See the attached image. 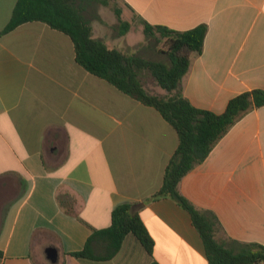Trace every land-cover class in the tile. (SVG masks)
Wrapping results in <instances>:
<instances>
[{
	"label": "crops",
	"instance_id": "1",
	"mask_svg": "<svg viewBox=\"0 0 264 264\" xmlns=\"http://www.w3.org/2000/svg\"><path fill=\"white\" fill-rule=\"evenodd\" d=\"M16 3L0 0V264H208L189 213L169 198L146 201L177 149L173 127L78 65L64 33L31 21L3 34ZM111 5L120 18L95 3L84 16L94 39L125 54L146 41L144 23L179 32L206 25L202 52L180 83L197 109L220 114L233 97L264 89V0ZM121 23L129 25L123 34ZM149 79L144 88L165 96ZM178 191L216 217L218 241L264 246V107L245 113ZM123 204L153 239L152 255L128 235L111 257L101 241L91 246L93 258L72 257Z\"/></svg>",
	"mask_w": 264,
	"mask_h": 264
},
{
	"label": "trees",
	"instance_id": "2",
	"mask_svg": "<svg viewBox=\"0 0 264 264\" xmlns=\"http://www.w3.org/2000/svg\"><path fill=\"white\" fill-rule=\"evenodd\" d=\"M111 1L17 0L2 33L26 22H42L70 37L75 61L87 72L158 111L175 130L178 146L166 166L160 189L146 201L169 198L189 213L203 242L208 264H264V246L218 241L215 238L218 226L216 217L212 213L197 210L178 191L181 179L206 159L213 146L245 113L253 108L264 107V89L247 91L233 97L220 114L197 109L182 95L180 83L188 71L191 58L202 52L206 25L179 32L144 23L146 41L154 39L159 45L158 52L165 56L167 62L125 54L117 49H109L102 41L94 39L90 22L84 16L85 6L95 3L111 7L120 18V12L111 5ZM121 26L123 29L120 33L123 34L129 25L121 23ZM146 73L166 92L165 96L154 95L144 88L142 78ZM128 235L134 236L146 253L152 255L153 239L139 215L132 212L130 205L123 204L112 210L108 228L94 230L83 250L70 255L83 263L85 259L93 258L91 246L101 241L107 257H111ZM151 264L157 263L152 261Z\"/></svg>",
	"mask_w": 264,
	"mask_h": 264
},
{
	"label": "rangeland",
	"instance_id": "3",
	"mask_svg": "<svg viewBox=\"0 0 264 264\" xmlns=\"http://www.w3.org/2000/svg\"><path fill=\"white\" fill-rule=\"evenodd\" d=\"M109 10L112 11L113 9L111 7H109ZM134 24H136V23H134ZM158 47H159V45L157 46V43L155 42L154 39H149L148 41L144 40L143 44H140L139 46H137L136 55H138L142 58H145V59L161 60V61L167 62V59L165 58V56L164 55L162 56L158 52ZM149 78H150L149 74H147V73L144 74L143 81L146 83L148 88H150L149 87V85H150V79ZM160 91H161V89L157 88L156 92H160Z\"/></svg>",
	"mask_w": 264,
	"mask_h": 264
},
{
	"label": "water",
	"instance_id": "4",
	"mask_svg": "<svg viewBox=\"0 0 264 264\" xmlns=\"http://www.w3.org/2000/svg\"><path fill=\"white\" fill-rule=\"evenodd\" d=\"M45 254H46V258L50 262L54 263L57 260V252H56V250L54 248H51V247L47 248L45 250Z\"/></svg>",
	"mask_w": 264,
	"mask_h": 264
}]
</instances>
